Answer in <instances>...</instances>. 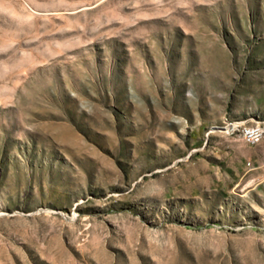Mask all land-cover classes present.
<instances>
[{"label": "rangeland", "instance_id": "rangeland-1", "mask_svg": "<svg viewBox=\"0 0 264 264\" xmlns=\"http://www.w3.org/2000/svg\"><path fill=\"white\" fill-rule=\"evenodd\" d=\"M253 120L264 0H0V264H264Z\"/></svg>", "mask_w": 264, "mask_h": 264}, {"label": "crops", "instance_id": "crops-1", "mask_svg": "<svg viewBox=\"0 0 264 264\" xmlns=\"http://www.w3.org/2000/svg\"><path fill=\"white\" fill-rule=\"evenodd\" d=\"M229 169L233 179L248 174L252 178L264 179V137L256 144H246L239 138L229 143Z\"/></svg>", "mask_w": 264, "mask_h": 264}, {"label": "built area", "instance_id": "built-area-1", "mask_svg": "<svg viewBox=\"0 0 264 264\" xmlns=\"http://www.w3.org/2000/svg\"><path fill=\"white\" fill-rule=\"evenodd\" d=\"M240 135L248 136L247 144H256L261 140V136L264 135V129H257L255 126V120L252 121V129H248L240 132Z\"/></svg>", "mask_w": 264, "mask_h": 264}, {"label": "bare ground", "instance_id": "bare-ground-1", "mask_svg": "<svg viewBox=\"0 0 264 264\" xmlns=\"http://www.w3.org/2000/svg\"><path fill=\"white\" fill-rule=\"evenodd\" d=\"M255 126H256L257 129H264V126L261 125V124H255ZM231 127H232V126H231ZM248 129H252V125H250V126H248V127H244V128H243V131L248 130ZM226 130L228 131V128H226ZM242 137H243L245 140L248 141V136H243V135H242ZM263 137H264V135L261 136V139H262Z\"/></svg>", "mask_w": 264, "mask_h": 264}]
</instances>
